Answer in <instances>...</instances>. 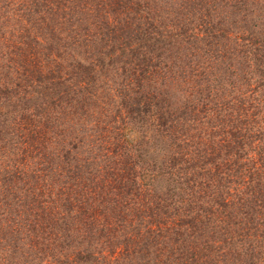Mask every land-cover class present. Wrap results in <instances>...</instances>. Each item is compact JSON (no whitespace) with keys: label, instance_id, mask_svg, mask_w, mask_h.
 <instances>
[{"label":"trees","instance_id":"trees-1","mask_svg":"<svg viewBox=\"0 0 264 264\" xmlns=\"http://www.w3.org/2000/svg\"><path fill=\"white\" fill-rule=\"evenodd\" d=\"M0 32V264H264V0H0Z\"/></svg>","mask_w":264,"mask_h":264},{"label":"rangeland","instance_id":"rangeland-1","mask_svg":"<svg viewBox=\"0 0 264 264\" xmlns=\"http://www.w3.org/2000/svg\"><path fill=\"white\" fill-rule=\"evenodd\" d=\"M7 16H10V15H7ZM9 30H10V29H9ZM2 33H4V32H0V34H2ZM6 33H7V32H6ZM4 35H5V34H4ZM6 36H7L8 38H10L9 35H6Z\"/></svg>","mask_w":264,"mask_h":264}]
</instances>
